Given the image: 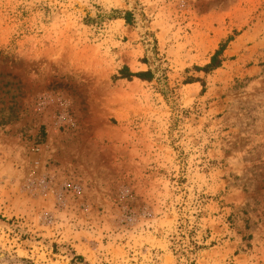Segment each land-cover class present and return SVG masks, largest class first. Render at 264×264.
Masks as SVG:
<instances>
[{
  "label": "rangeland",
  "instance_id": "1",
  "mask_svg": "<svg viewBox=\"0 0 264 264\" xmlns=\"http://www.w3.org/2000/svg\"><path fill=\"white\" fill-rule=\"evenodd\" d=\"M0 264H264V0H0Z\"/></svg>",
  "mask_w": 264,
  "mask_h": 264
},
{
  "label": "trees",
  "instance_id": "2",
  "mask_svg": "<svg viewBox=\"0 0 264 264\" xmlns=\"http://www.w3.org/2000/svg\"><path fill=\"white\" fill-rule=\"evenodd\" d=\"M126 21H128V19L125 17ZM231 38L229 37L225 42L221 43L218 48L214 51V53L212 54V56L210 57V60L207 64H205L204 66H194V69L197 71H203L205 73L210 72L213 69H216L218 67H220L223 57V51L226 47V44L228 41H230ZM128 71V70H127ZM120 74L123 77H139L141 79H150L151 78V72L149 70L147 71H141V72H136V73H132V72H125L123 73V70L120 72ZM191 81H201L197 78H195L194 80ZM202 86L204 85L203 82H201Z\"/></svg>",
  "mask_w": 264,
  "mask_h": 264
}]
</instances>
